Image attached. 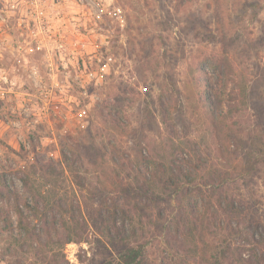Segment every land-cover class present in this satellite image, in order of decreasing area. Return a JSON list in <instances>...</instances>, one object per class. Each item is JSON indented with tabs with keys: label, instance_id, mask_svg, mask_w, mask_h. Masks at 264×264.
I'll list each match as a JSON object with an SVG mask.
<instances>
[{
	"label": "rangeland",
	"instance_id": "obj_1",
	"mask_svg": "<svg viewBox=\"0 0 264 264\" xmlns=\"http://www.w3.org/2000/svg\"><path fill=\"white\" fill-rule=\"evenodd\" d=\"M200 68L214 83L226 75L221 97L235 113L223 127L200 102ZM62 146L83 159L84 186L60 164L56 178L38 171L61 161ZM140 153L190 173L185 195L128 178L122 164ZM27 173L56 234L0 241V264L111 261L87 214L103 200L108 222L142 245L149 264H241L227 249L240 246L247 259L253 246L229 236L217 199L243 206L246 232L261 241L264 0H0V185L13 181L25 195ZM188 200L204 224L183 235L174 216ZM2 204L14 214L13 199ZM23 208L38 233L39 216ZM76 221L84 240L65 244Z\"/></svg>",
	"mask_w": 264,
	"mask_h": 264
},
{
	"label": "trees",
	"instance_id": "obj_2",
	"mask_svg": "<svg viewBox=\"0 0 264 264\" xmlns=\"http://www.w3.org/2000/svg\"><path fill=\"white\" fill-rule=\"evenodd\" d=\"M199 72L200 76L198 77L197 82L199 89L201 90L200 102L206 108V113L211 122L219 127H223L228 123L229 118L233 116V113H235V108H232L233 111L225 110L224 100L221 97V92L227 85L225 79L226 75L223 73L218 74L219 77L214 83L212 79L208 77L205 69L200 68ZM208 92H214L216 94L215 101H212ZM109 117V121L116 127L118 123L116 119H114L113 114L110 113ZM79 160L83 159L72 155V153L66 151L64 146H62L61 161L57 163L51 159V162H43L40 164V167H38V171L43 177L56 178L60 174L57 168V165L60 164L65 170L68 169L73 172V174L75 173L74 175L77 177V182L81 186H84V181L80 179L76 172L78 171L77 169H79L78 165L80 164L79 166H82ZM38 161L41 162L39 158ZM31 167L34 168V165ZM122 168L126 171L128 178L132 177L137 183H141L142 187L157 186L158 189L168 196L178 194L185 195L188 186H190L193 181L191 174L184 172L181 166L171 165L166 167L163 164L153 166L150 159L145 157L142 153H140L133 162L123 163ZM20 180L25 188V195L20 194L13 181L3 179L2 184L0 185V241L8 240L11 244H19L20 241L26 238H35L38 240L42 236L47 239H53L56 234V232L52 230L54 225L51 226L48 213H43L40 209L39 201L37 199L38 197H41L42 194L32 183L31 174L27 173L25 176L20 177ZM109 182H111V180ZM4 198L7 200L13 199L15 201V206L13 208L14 214L2 204ZM121 198H123V202H125L126 206H131V202L127 196L121 195ZM29 199L36 201L34 207L29 205ZM186 199H189V197H186ZM217 200L218 205L220 206V213L228 223L229 236L240 239L241 243L244 242L253 246V248L250 249L252 253L247 259H243V252L241 251L242 248L240 246L235 247L234 249L229 247L227 253L234 254L236 260L241 264H264V227L262 239L261 241H258L255 239L254 235L251 236L246 232L245 227L247 224H250V219L246 211L243 209V206L237 205L234 199L218 198ZM24 206L30 208L35 218L39 216L41 227H39L40 230L38 233L37 229H31L34 225L29 219L32 217L30 218L26 216L23 208ZM121 210L124 214H128V210ZM116 211L117 210H114L113 214H116ZM104 212L110 213L109 209L106 207V201L103 200L98 207L92 205L87 214L96 234L105 238L110 244L111 250L115 253L113 259L105 264H149L144 257V248L142 245L139 243L133 244L129 235L123 233L115 223L108 222ZM174 217L176 226L175 230L183 235L194 232V227L198 223L201 222L200 224H204L203 215L191 206L189 200L184 206V212H179ZM182 222L189 225L186 232H184L185 230L181 227ZM75 228L78 229L73 233L74 235H70V237H67L63 241L65 244L71 242L80 243L84 240V234L86 232L84 225L79 224V222L76 221ZM5 254H11L9 249ZM224 258H227L226 254H224ZM215 264H219V262H216Z\"/></svg>",
	"mask_w": 264,
	"mask_h": 264
}]
</instances>
